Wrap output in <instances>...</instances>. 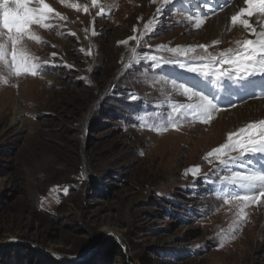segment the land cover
Segmentation results:
<instances>
[{"label": "rangeland", "instance_id": "rangeland-1", "mask_svg": "<svg viewBox=\"0 0 264 264\" xmlns=\"http://www.w3.org/2000/svg\"><path fill=\"white\" fill-rule=\"evenodd\" d=\"M46 2L65 19L51 16V31L34 29L43 43L27 42L45 71L0 69L9 80L0 82V264H264V211L253 204L239 220L237 204L217 198L228 173L205 156L227 142L219 121L149 130L188 102L165 81L194 85L180 76L192 74L179 66L187 57L166 49L207 45L218 57L239 50L242 26L214 44L208 17L198 29L189 22L205 16L202 4L184 10L171 0L157 13L151 0L68 2L80 11ZM194 166L199 173L185 175Z\"/></svg>", "mask_w": 264, "mask_h": 264}, {"label": "snow or ice", "instance_id": "snow-or-ice-1", "mask_svg": "<svg viewBox=\"0 0 264 264\" xmlns=\"http://www.w3.org/2000/svg\"><path fill=\"white\" fill-rule=\"evenodd\" d=\"M151 2L155 3L156 0ZM169 2L171 0H164L165 4ZM61 3L76 11L81 10L78 3H65V0H61ZM234 3L240 6L230 15V24L242 26L248 37L242 42H237L239 50L229 48L221 51L217 57L207 54L209 46L200 45L196 47L203 48L207 55L197 57L189 56L196 51V47L166 49L170 53L187 57L180 63L181 68L197 74L203 81L210 82L214 88L224 91L233 86L242 88L251 83V78L256 76L264 78V0H234ZM92 6H97V0H92ZM83 11L87 13L88 7L85 6ZM156 11L160 13L162 9L157 8ZM100 14H104L103 8L100 9ZM53 15L60 20L65 19L60 13L55 12L46 0H0V69L6 70L9 77L36 76L45 71L38 62L39 58L30 53L27 42L43 43L34 29L51 31L54 26L47 21ZM253 17L255 19H251ZM206 18L205 16L189 17V22L194 21V26L198 29ZM151 24L150 20L145 25L146 31L150 29ZM93 35H95L94 30ZM121 43L127 44L128 41ZM86 54L91 55L90 52ZM132 54L133 57L138 55L136 49H132ZM52 55L55 56L54 53ZM151 59L156 62L175 63L174 60L165 61L164 58L155 55ZM196 60L207 62L192 63ZM0 82L8 84L9 80L7 77H0ZM165 83H171V91L186 97L188 102L171 105L168 112L161 113L156 121L152 122L149 130L158 133L169 128L179 130L186 121L208 124L214 118V114L221 110L217 96L210 97L197 90L194 85L189 86L175 80ZM253 154H260L261 159L264 160V119L247 122L239 129L230 132L226 143L205 156L206 160L209 157L215 158L217 167L228 173L219 177L221 188L217 198L225 204L235 202L238 206L239 220L246 218V208L253 204L264 203V165L258 169L249 167L250 164L255 163L250 159ZM236 168L245 170H235ZM199 171V167L194 166L186 170L185 175L189 173L196 175ZM236 223L238 225V222ZM231 231L234 233L236 227ZM230 239H234V235Z\"/></svg>", "mask_w": 264, "mask_h": 264}, {"label": "bare ground", "instance_id": "bare-ground-1", "mask_svg": "<svg viewBox=\"0 0 264 264\" xmlns=\"http://www.w3.org/2000/svg\"><path fill=\"white\" fill-rule=\"evenodd\" d=\"M70 1L72 0H68L66 3ZM172 1L174 3H177L178 6L183 8L184 10L190 9L193 5L200 9V4H202V8L204 9L205 13L203 14V11L201 10H199L198 12H200V15H205L206 17H208L209 20H207V31L208 33H210V36L214 41H220L227 27L230 26V15L240 6L237 3H234V0H181V2H179V0ZM162 3H164L163 0H156L153 5L157 8H161L165 4L164 3L162 6ZM193 15L195 14L193 13ZM251 19H255V17ZM232 28H234V26H232ZM243 34L245 35V39L248 38L246 32H243ZM122 49L130 50L131 48L129 45H127ZM125 57L126 56H124V58ZM126 59L127 57L124 61H126ZM171 67H173V65H171ZM180 76H186V79L188 81L192 82V84L194 85H197V87L203 93L209 95L210 97L214 96L215 93L219 98L221 110L219 112H216L213 118V121H219V127L216 131L219 138L228 136L230 132L239 129L247 122L264 119V78L256 76L254 78H251V83H248L242 88L233 86L227 91H224L222 89L214 88L210 82L203 81L197 74L192 73L186 75L184 73H181ZM238 104L241 105L230 110L226 109ZM250 159L252 161H255V163L250 164L249 167L258 169L261 167V165H264V162L262 161L259 154L251 155ZM257 160L260 162V164ZM240 169L241 171L245 170L243 168H239L238 170ZM256 209H258L256 211L263 212L264 203L256 204ZM259 217L260 216H257V219ZM259 235L264 237V222Z\"/></svg>", "mask_w": 264, "mask_h": 264}, {"label": "water", "instance_id": "water-1", "mask_svg": "<svg viewBox=\"0 0 264 264\" xmlns=\"http://www.w3.org/2000/svg\"><path fill=\"white\" fill-rule=\"evenodd\" d=\"M117 240L119 241V244H120L121 248L123 249V251H124V253H125V252H126V247H125V245L122 243L121 239L118 238ZM99 246H100V244H98L95 248H93L92 250H90L86 255H84V256L81 257L80 259H77L76 262H77V261L84 260V259H86V258H89V257L93 254V252H96V250L99 248ZM58 258H60V257H58ZM63 260H64V261H67L66 258H64ZM129 264H131V263H129Z\"/></svg>", "mask_w": 264, "mask_h": 264}]
</instances>
